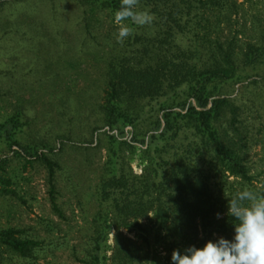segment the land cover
Segmentation results:
<instances>
[{
    "label": "trees",
    "instance_id": "trees-1",
    "mask_svg": "<svg viewBox=\"0 0 264 264\" xmlns=\"http://www.w3.org/2000/svg\"><path fill=\"white\" fill-rule=\"evenodd\" d=\"M73 1L87 31L100 14L115 21L121 2ZM235 8V0H139L137 10L154 14L153 23L130 25L132 36L104 50L101 123L80 139L105 150L90 189L98 206L81 264H171L175 249L233 239L238 221L227 214L228 200L237 192L264 194V177L253 184L248 160L251 146L260 143L264 163V135L252 120L264 106L253 89L264 82V29L243 39L237 34L244 35L242 29L223 37L221 22ZM26 122L19 110L0 114V147L4 143L22 157L24 167L34 159L45 166L52 210L65 217L55 146L44 139L23 142ZM134 154L140 172L131 165ZM8 160L0 155V193L24 201L14 185L28 177L15 166L8 169ZM41 220L48 229L56 227ZM40 242L20 227L0 224V261L4 253L34 258Z\"/></svg>",
    "mask_w": 264,
    "mask_h": 264
},
{
    "label": "rangeland",
    "instance_id": "rangeland-1",
    "mask_svg": "<svg viewBox=\"0 0 264 264\" xmlns=\"http://www.w3.org/2000/svg\"><path fill=\"white\" fill-rule=\"evenodd\" d=\"M235 1L236 8L219 27L223 37L242 29L244 35L237 34L243 39L264 29L263 0ZM84 21L82 9L73 0H5L0 5V114L19 110L27 121L22 141L44 139L55 146L54 156L61 164L56 172L58 202L65 214L60 217L52 210L45 166L34 159L24 167V159L13 156L3 143L0 155L9 157L7 168L17 167L28 179L19 178L14 185L24 201L0 193V224L20 227L24 235L41 242L34 258L4 253L0 264H81L89 242V221L98 206L90 189L105 150L95 140L80 139L88 138L92 127L101 123L98 104L105 87L101 56L109 43L117 42L119 25L104 13L90 20L89 31ZM240 84L234 85L236 91ZM253 89L264 98V82ZM254 114L251 118L264 135V106ZM262 152L260 143L249 150L251 172L257 178L254 185L264 177ZM131 165L141 171L137 154ZM41 217L56 227L48 229ZM113 233L111 229L110 243Z\"/></svg>",
    "mask_w": 264,
    "mask_h": 264
},
{
    "label": "clouds",
    "instance_id": "clouds-1",
    "mask_svg": "<svg viewBox=\"0 0 264 264\" xmlns=\"http://www.w3.org/2000/svg\"><path fill=\"white\" fill-rule=\"evenodd\" d=\"M139 0H121L115 13L119 25L116 40L123 42L134 34L130 25H151L154 14L149 10H137ZM126 22H130L126 23ZM227 214L238 223L234 224L232 240L224 237L207 241L203 248L189 246L183 252L175 249L171 264H264V194L245 188L228 200ZM217 218L220 214L217 213Z\"/></svg>",
    "mask_w": 264,
    "mask_h": 264
}]
</instances>
